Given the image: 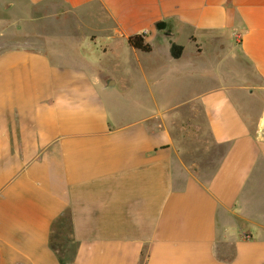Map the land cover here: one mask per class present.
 <instances>
[{
	"label": "crops",
	"instance_id": "1",
	"mask_svg": "<svg viewBox=\"0 0 264 264\" xmlns=\"http://www.w3.org/2000/svg\"><path fill=\"white\" fill-rule=\"evenodd\" d=\"M2 7L0 264H264V0ZM173 77L201 82L171 100ZM203 130L220 149L178 147Z\"/></svg>",
	"mask_w": 264,
	"mask_h": 264
},
{
	"label": "rangeland",
	"instance_id": "2",
	"mask_svg": "<svg viewBox=\"0 0 264 264\" xmlns=\"http://www.w3.org/2000/svg\"><path fill=\"white\" fill-rule=\"evenodd\" d=\"M5 14L8 15H13L16 16L15 11H6L4 10V8H0V32L2 33L4 28L7 27V25H5ZM15 32L18 33L17 30H13ZM5 44V42H4ZM207 56H209V54H206ZM97 59H95V61L99 64V66L101 67H105L107 66V64H109V62L112 60V57H107L105 55H97ZM131 60V58L129 59ZM113 73V76L115 78H117L118 80V84L115 87H112L108 90V93H111L110 96L114 99H120L117 90L119 89V87H122V84H129V88L130 86L133 85L135 79H132V75H128V74H124L122 72H118V71H113L111 72ZM175 77V76H174ZM172 80V83L170 85V88L166 91L167 94L169 93V98L172 100L174 99H183L186 97L191 96V94L193 93V91L196 90L197 87H195V85L199 84L201 82V80H197V81H193L194 84L192 86H188V83L186 85V87L184 85H182L185 82L181 83V80L184 81V79H179V77L174 78ZM186 82H189L188 78L185 79ZM144 101V100H142ZM122 103V101L120 102ZM128 104V103H126ZM252 110L254 112L253 117L256 118V120L258 121H254V123H252L253 126V130L255 132V134L260 138V139H264V98H259L256 100L255 105L252 106ZM257 113V114H256ZM189 117V115L186 113L184 115V118ZM259 118V119H258ZM189 119V118H188ZM190 122V121H189ZM191 123V122H190ZM185 125H187V122H185ZM181 136L178 138V147L180 149H189V150H195L197 151V149H220L217 148L213 142L211 141L210 137L208 136V133L206 130H203V136L201 137H194L191 133V131H188V133L186 135H184L185 132H180ZM183 158L187 161H189L190 159L193 160V158L195 156H197V152H189L188 154H183L182 155ZM204 157H210L212 158V160H214L215 158V152L211 150V152H209L207 155H204ZM190 160V161H191ZM206 161V160H205Z\"/></svg>",
	"mask_w": 264,
	"mask_h": 264
},
{
	"label": "trees",
	"instance_id": "3",
	"mask_svg": "<svg viewBox=\"0 0 264 264\" xmlns=\"http://www.w3.org/2000/svg\"><path fill=\"white\" fill-rule=\"evenodd\" d=\"M156 27L158 29H162L164 27V23H157ZM127 44L131 48H133L137 51H140V52L147 53L151 50V46L145 41L143 34L134 35V36L129 37L127 39ZM181 51H182V47L177 46V45L171 46V55L173 58H178L181 54ZM63 263L66 264V263H68V261L63 260Z\"/></svg>",
	"mask_w": 264,
	"mask_h": 264
},
{
	"label": "water",
	"instance_id": "4",
	"mask_svg": "<svg viewBox=\"0 0 264 264\" xmlns=\"http://www.w3.org/2000/svg\"><path fill=\"white\" fill-rule=\"evenodd\" d=\"M106 78H107V76H106ZM113 80L112 79H110V80H108V82L106 83V85H111V84H113Z\"/></svg>",
	"mask_w": 264,
	"mask_h": 264
}]
</instances>
